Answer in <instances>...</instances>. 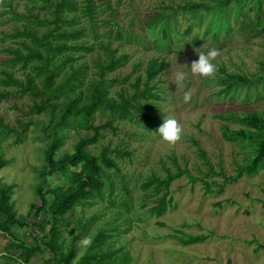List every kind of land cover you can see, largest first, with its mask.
Here are the masks:
<instances>
[{
  "label": "rangeland",
  "instance_id": "rangeland-1",
  "mask_svg": "<svg viewBox=\"0 0 264 264\" xmlns=\"http://www.w3.org/2000/svg\"><path fill=\"white\" fill-rule=\"evenodd\" d=\"M96 1L101 4L94 22L79 11L68 14L75 17V21L67 28L84 27L86 34L81 39L93 44L91 50L78 51L82 54L73 65L85 66L86 81L97 76L96 63L106 59L99 45L101 40L108 42L116 55L122 52L128 55L124 64L107 72L109 77L122 79L129 74L131 81L143 72L150 56H163L164 67L153 79L160 94L155 100L154 113L161 121L165 116L177 119L184 131L181 140L170 145L155 129L148 131L133 119H116L114 129L105 127L99 140L87 145L93 154H99L103 146L111 149L110 155L115 157L118 168L106 166L100 173L106 182L112 181L111 194L106 188L103 198L81 203L58 220V227L63 230L58 239L62 251L67 253L72 244L75 247L69 264H78L84 254L94 255L85 264H226L227 261L229 264H264V168L251 175L244 174L233 182L226 179L236 172L237 163L246 158V149L221 135L223 121L233 127L239 124L216 115L226 110H257L264 114V94L257 96L254 86L240 87L231 97L216 93L222 86L215 80L223 73L221 69L249 76L262 72L264 29L255 31L254 10L246 6L245 15L236 19L231 16L228 33L221 30L212 36L211 32H204L205 20L200 26L194 25L191 32L184 33L189 15L181 12L177 5L186 0H108L110 6L104 0ZM169 6L175 9L170 12ZM50 10L47 1L0 0V37L4 32L23 26L43 32L52 26L47 19L52 16ZM159 12L168 15L165 26L170 41L165 42L166 48L154 45L149 48L140 42V37L148 43L155 36L160 37L157 30L160 24L152 33L148 31ZM118 29L130 40L118 37ZM19 41V37L0 39V57L8 55L7 47L19 46ZM198 48L205 53L212 48L219 51L213 77L191 74L190 65L198 59L195 51ZM3 67L0 64V68ZM171 68L182 69L188 74L182 87L177 88L170 80ZM29 70V67L18 65L12 68L13 76L21 79ZM121 84L115 82L110 92ZM14 87L0 83V91H9L0 98V125H7L6 132L0 126V153L9 160L0 167V182L15 184L11 200L17 215L29 222L13 223L9 230H0V264H53L56 259L52 250L44 244L39 227L35 226L39 218L33 214L29 216L34 210L31 202H39L35 190L40 180L37 172L45 164L42 149L45 141L40 126L48 120L51 107L37 111L34 104L39 101L38 95ZM186 91L192 94L188 102L183 98ZM106 118L98 112L94 123L104 122ZM9 127L14 130L9 131ZM83 132L84 128L69 127L57 151H71L77 136ZM200 150L204 151L209 163ZM167 168L184 172L170 183L173 203L157 215L150 211L156 196L142 183L152 173L163 176ZM63 182L59 174L53 173L43 177L42 188ZM206 182L210 190L206 189ZM221 183L224 186L219 191ZM123 185L127 187L126 192ZM46 196L48 200L52 198L49 192ZM124 196L131 202L129 210L119 204ZM77 218L88 219V229L73 243L71 237L77 231L73 228ZM99 231L106 235L101 242L96 239ZM188 233H203L206 238L183 243L175 236ZM85 237L91 238L92 243L81 247L80 242ZM15 240L40 243L43 251L24 262L18 258L19 247L10 245ZM45 258L49 262H45Z\"/></svg>",
  "mask_w": 264,
  "mask_h": 264
},
{
  "label": "trees",
  "instance_id": "trees-1",
  "mask_svg": "<svg viewBox=\"0 0 264 264\" xmlns=\"http://www.w3.org/2000/svg\"><path fill=\"white\" fill-rule=\"evenodd\" d=\"M37 1L48 2L52 16L47 19L52 23V26L47 27L41 33L25 26L2 33L0 39H18L19 37L20 45L7 47L8 55L0 57V64L4 66L0 68L2 73L0 83L3 85L12 84L21 92L38 95L39 101L34 104L37 111L51 107L48 120L40 126L42 138L45 141L42 148L45 164L37 172L40 180L36 183L35 190L39 202H31L34 210L32 213L29 212V216L33 214L39 218L35 226L39 227L38 230L43 237L44 244L52 250L53 258L56 259L53 264H61V262L69 264L70 258L75 254V247L72 244L67 253L62 251L58 239L63 230L58 227V220L81 203L93 202L95 198H103L106 188L111 194L112 181L106 182L100 173L106 166L118 168L115 157L110 155L111 149L103 146L99 154H93L87 145L97 142L105 127L114 129L113 121L116 119H133L148 131L158 130L162 121L154 113V110L156 109L155 100L160 97V94L153 79L164 67V57L150 56L143 72L136 74L131 81L128 79L129 74L124 75L122 79L109 77L107 72L124 64L128 55L124 52L116 55L115 49L111 48L108 42L101 40L99 45L104 49L106 59L96 63L98 66L97 76L86 81L85 66L81 63L74 66L73 62L82 54L78 51L91 50L93 44L81 39L86 34L84 27L67 28V26H72L75 21V17L68 14L79 11L90 22H94L97 7L101 3L96 0ZM103 2L110 6L108 0ZM246 6L254 10L253 20L257 24L254 27L255 31L263 30L264 0H186L177 5L181 12L189 15L184 33L191 32L194 25L200 26L205 20L204 32H211L212 36H216L221 30L228 33L231 29V16L233 15L236 19L240 15H245ZM169 9L172 12L175 7L169 6ZM167 16L158 13L148 31L152 33L155 26L160 24L157 29L160 37L155 36L151 43H148L144 37H140V42L143 45L149 46V48L152 45L162 48L168 46L165 44L170 41L165 26ZM91 29L93 30L92 25ZM116 32L118 37L124 36L119 29ZM93 36L96 34L94 33ZM124 38L130 40L129 37L124 36ZM17 65L22 68L29 67L30 70L24 79L13 76L12 68ZM221 70L223 73L215 77V80L222 84L216 93L231 97L240 87L254 86L257 96L264 94V67L262 72L253 73L250 76ZM117 81L122 84L111 93L110 88ZM257 86L261 88L257 89ZM8 92L7 89L0 91V98ZM247 94L248 92H246ZM98 112L105 114L107 118L104 122L94 123L95 115ZM216 115L239 124L237 127H233L229 122L223 121L220 126L221 135L224 139L233 141L246 149V158L237 163L236 172L226 179L233 182L244 174L251 175L264 168V114L257 110H226L216 113ZM0 126L5 132L7 131V125ZM72 126L84 128V132L77 136L71 151L58 152L57 150L66 138V130ZM8 129L12 131L14 127ZM200 154L209 163L203 150H200ZM8 162L9 160L0 153V167ZM185 171L187 172V170ZM182 172H184L182 169L173 171L167 168L163 176L152 173L142 183V186L150 187L152 194L156 196L155 203L150 206L152 213L159 215L173 203L169 186ZM212 172L216 173V171ZM53 173L59 174L64 182L43 189V177L47 178ZM14 185V183L0 182V230L2 231L9 230L13 223L23 225L29 222L16 213L11 200ZM223 186L224 183H221L217 190L220 191ZM122 188L125 192L127 191L126 186L123 185ZM206 189L210 190L207 182ZM46 192L52 194L50 200L47 199ZM119 204H122L126 210L131 207V202L127 201L126 196L119 201ZM32 222L35 223V219ZM73 228H77L71 237L74 243L75 238L82 236L88 229V219H75ZM102 233L99 231L96 235L98 242H101L106 236ZM175 236L183 243L202 241L206 238L203 233L177 234ZM10 245L19 247L18 258L21 257L24 262H27L36 252L43 251L42 245L37 242L27 244L22 240H15L11 241ZM93 256L92 254L82 255L78 264L87 263ZM44 261L49 262V259L45 258ZM226 264L229 262L227 261Z\"/></svg>",
  "mask_w": 264,
  "mask_h": 264
},
{
  "label": "clouds",
  "instance_id": "clouds-1",
  "mask_svg": "<svg viewBox=\"0 0 264 264\" xmlns=\"http://www.w3.org/2000/svg\"><path fill=\"white\" fill-rule=\"evenodd\" d=\"M195 51L198 54V59L191 62V74L193 76L206 78L213 77L217 71V66L214 61L218 57L219 51L215 48L208 50L207 53L200 51L199 48L195 49ZM187 75L188 74L182 69L171 68L170 70V80L175 83L177 88H180L184 85ZM191 95V91H186L183 97L184 101L188 102L191 99ZM183 131L184 129L177 119L165 116L162 120V123L158 126L157 133L163 141L170 145H175L181 140ZM91 243V238L85 237L80 242V246L88 247L91 245Z\"/></svg>",
  "mask_w": 264,
  "mask_h": 264
}]
</instances>
